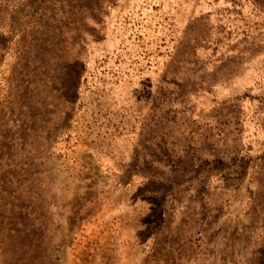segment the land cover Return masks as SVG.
Listing matches in <instances>:
<instances>
[{"label": "rangeland", "instance_id": "rangeland-1", "mask_svg": "<svg viewBox=\"0 0 264 264\" xmlns=\"http://www.w3.org/2000/svg\"><path fill=\"white\" fill-rule=\"evenodd\" d=\"M0 264H264V0H0Z\"/></svg>", "mask_w": 264, "mask_h": 264}]
</instances>
